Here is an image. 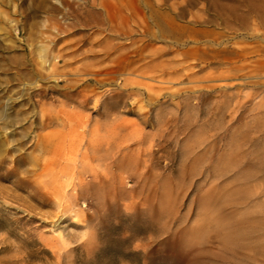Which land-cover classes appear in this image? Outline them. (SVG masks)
<instances>
[{
  "label": "rangeland",
  "instance_id": "1",
  "mask_svg": "<svg viewBox=\"0 0 264 264\" xmlns=\"http://www.w3.org/2000/svg\"><path fill=\"white\" fill-rule=\"evenodd\" d=\"M244 59H264V0H0V102L14 122L0 132L13 139L0 153V260L264 264V199L241 205L243 188L264 190V138L247 137L239 109ZM81 95L95 103L78 108ZM234 108L225 123L212 118ZM120 144L125 163L106 172ZM46 165L55 180L62 167L89 184L93 171L123 176L131 196L57 211ZM162 205L173 215L155 221Z\"/></svg>",
  "mask_w": 264,
  "mask_h": 264
},
{
  "label": "bare ground",
  "instance_id": "2",
  "mask_svg": "<svg viewBox=\"0 0 264 264\" xmlns=\"http://www.w3.org/2000/svg\"><path fill=\"white\" fill-rule=\"evenodd\" d=\"M255 29L257 28H253L252 31H254ZM248 52H249L248 48L243 49L242 51L243 58H246L248 56ZM255 53H259V51L258 52L256 51ZM231 55L238 56L234 52H231ZM243 62L245 64L244 67L242 68L244 73L242 75L241 83H240V88L242 89V105L239 109L242 111V120L245 122L247 121L245 124L246 130H247L246 131L247 137L255 136L257 140L259 138H264V59L262 61L258 60V62H255L254 65L249 62L247 63L245 59L243 60ZM216 99L217 98L215 97L213 100H216ZM89 103L94 104L95 99H90V97L88 96L81 95L79 98L77 107L84 110ZM113 105H117L116 100L110 99V102L107 103V108L109 107L110 109H112L113 107H110V106H113ZM61 107H63V105H61ZM224 110L226 111L223 114L215 112V114L212 115V118L215 120L218 118L220 114L222 115L221 119L225 123L227 120H231L233 116L236 115L235 108L233 110L232 109L231 110L224 109ZM44 111L47 114L52 113L50 109H47ZM106 114L108 115L107 112L105 113V115ZM62 118L66 120L67 114L63 113ZM87 119H88L87 117L81 118V120L83 121L84 120L87 121ZM255 122H258L255 128L253 129L250 128L251 124ZM47 123L46 122L43 123L44 129H47L49 125L53 124L50 121H47ZM60 123L61 125H63V127L68 125V124H64V122L62 121ZM60 123H59V126H60ZM76 123L80 124L79 121H77ZM13 125H14V122L11 121L9 117H7L5 108L1 105V102H0V132L4 131L6 128L13 126ZM83 125L84 124H82V126ZM116 130L117 128L114 127L113 131H116ZM95 133H96L95 130L90 131L88 133V136H89L88 139L91 140L92 142H93V138L95 137ZM12 140L13 139L11 137V134L7 133L4 141L0 142V153L4 150L5 146H9L10 144L13 143ZM91 141H89L88 149L92 151L93 153L94 150L91 149L92 148ZM37 145H36V148L38 151H40V149H43L45 147L44 145H41V144H37ZM114 149H115V153L111 157L112 160L110 159L111 162H109V164H107L106 166V169H105L106 172L110 171V169H116V170L118 168L122 169L121 167L125 163L124 162V151L127 150V146L121 145V144L115 145ZM94 155H95V151H94ZM85 156H86L85 154L81 155L80 164L84 162ZM63 158L64 157H61V159ZM118 158H121L120 161H116V159ZM59 159H60V156L58 158V163L60 165ZM37 164L38 162L34 161L33 166L37 167L38 166ZM52 165L54 166L55 163L52 162ZM47 167L48 166L46 165L45 167L46 169H44L45 171H43L40 176L44 180H46L45 181L46 183L44 184V186H42L43 187L42 190H43L44 195L53 198L52 201L51 202L48 201L46 205L49 208L51 207L52 209H56L57 211H58L59 206L70 207L76 200H81L86 195H90L93 198L95 197L96 207L99 209L103 208V203L99 202L101 200L107 201L109 206L107 204L106 206L108 207L111 206L110 208H112L118 204L117 202L120 201L122 197L130 198L131 196L130 193L125 194L127 182H126V179L123 178V176L117 175L116 177L114 176L108 177L104 173L98 175L97 172L93 171L89 173L90 181H91L89 184L86 182L84 176H80L81 174H77L73 176V178L70 176L71 177L70 178L67 173V170L64 167H62L59 169L58 179L55 180V178L52 176V174H54V170L47 169ZM260 168H261V174H263V177H261V179H264V163L261 164ZM133 170H132V173L130 174L131 177L135 178L136 181H139L140 183H143V184L147 182L144 169L133 167ZM69 181H71V185L68 183ZM69 186L72 187L71 193H70V189H68L70 188ZM213 190L216 191V188H213ZM255 190L256 189H252V192L248 188L246 190H244V188L241 190V194L242 196H244L242 199L241 205L246 207L245 209H252V207L260 205V203L258 202L264 199V190L262 191L258 190V192H254L253 194V191ZM251 194H253L252 197H251ZM160 201L161 200H159L158 203L163 204V202H160ZM147 204L148 203L145 200L144 202H142V204H139V206L140 208L145 209L147 207ZM162 206H163V209H161V206L158 207L159 213H157L158 217L155 221H158L161 217L167 218L173 215L172 210H169L164 205ZM134 207H135V203H132L129 209L134 208ZM152 210L153 208L149 207V213H147L148 216H150V220H149L150 222H154V219L153 218L151 219ZM145 211H148V210H145ZM0 213L3 214L1 210H0ZM259 213H260L259 211H256L253 214L258 215ZM58 215L60 214H57L55 216H58ZM0 219L4 220L3 223L8 221V217L4 215H0ZM173 220H176V218L174 217ZM1 225L2 224L0 222V229H1ZM30 234L31 232H27L26 234L27 241H29L28 238L30 237ZM8 251L9 249L4 247L3 243H0V255L5 254ZM66 254H67V251L66 249L63 248L61 256L64 257L66 256ZM0 264H4V261L0 260Z\"/></svg>",
  "mask_w": 264,
  "mask_h": 264
}]
</instances>
